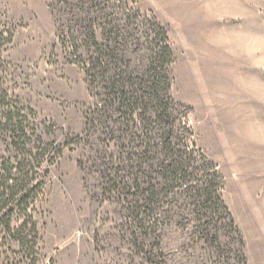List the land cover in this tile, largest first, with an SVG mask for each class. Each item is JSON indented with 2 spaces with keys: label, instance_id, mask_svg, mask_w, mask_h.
I'll return each mask as SVG.
<instances>
[{
  "label": "rangeland",
  "instance_id": "obj_1",
  "mask_svg": "<svg viewBox=\"0 0 264 264\" xmlns=\"http://www.w3.org/2000/svg\"><path fill=\"white\" fill-rule=\"evenodd\" d=\"M88 1L129 35L126 65L136 73L148 66L151 41L161 43L153 25L166 33L169 95L197 152L194 174L206 171L200 157L216 167L246 264H264V0ZM69 8L0 0V96L25 117L27 134L12 142L0 128V264H240L226 226L213 254L179 206L167 210L187 217L183 227L160 214L147 234L129 192L136 180L158 179L156 160L141 156L138 125L133 141L97 117L101 91L88 84L82 49L71 48ZM25 237H35L33 250L20 248Z\"/></svg>",
  "mask_w": 264,
  "mask_h": 264
},
{
  "label": "trees",
  "instance_id": "obj_2",
  "mask_svg": "<svg viewBox=\"0 0 264 264\" xmlns=\"http://www.w3.org/2000/svg\"><path fill=\"white\" fill-rule=\"evenodd\" d=\"M64 2L69 5L68 13L74 21L73 27L70 25L66 30L68 40L72 43L71 48L75 52L82 49L86 56L82 69L88 84L101 91L102 105L96 108L97 117L115 124V131L128 135L133 141H140V137L132 131V128L138 125L145 134L143 136L141 132V143L144 145V153L142 152L141 156L144 154L145 158L148 156V160H156L155 166L150 168L151 173L158 179H151L145 185L136 180L129 192L134 199L135 209L145 211L148 222L141 219L140 223L147 224V234H153L156 227L161 225L160 214L164 216V220L170 222L179 217V222L175 225L183 227L182 222H187V217H172L167 210L179 206L182 213H189L199 241L207 245L213 254L219 255L221 252L217 233L220 229L219 223L221 227L226 226L230 234L235 235V252L239 263L246 264L237 228L221 198L222 181L215 170L216 167L200 157L207 173L205 171L200 175L194 174L193 163L197 152L191 149L188 138L184 137V134H191L174 116L169 95L167 68L172 62V52L166 33L158 25H153L154 38L160 39L161 43L151 41L153 49L150 50L148 66L144 71L136 73L126 65L128 60L125 49L129 35L126 34L124 38L120 36V30L110 15L103 14L102 9L93 1L76 0L75 5L70 4L69 0ZM84 13L95 14V17L90 16L84 20ZM129 21L128 18L124 19L126 24H130ZM95 26L100 30L97 31ZM99 36L104 39L103 44L98 43ZM1 95L0 128L9 134L12 142L25 139L27 134L22 127L25 117H22L16 108L5 103V93ZM169 200L174 202L169 203ZM138 202L141 206H138ZM30 233L33 234L34 230L28 234ZM34 238L29 240L25 237V243H20V248L33 250ZM148 260H153L151 252ZM204 264H217V260L210 258Z\"/></svg>",
  "mask_w": 264,
  "mask_h": 264
}]
</instances>
